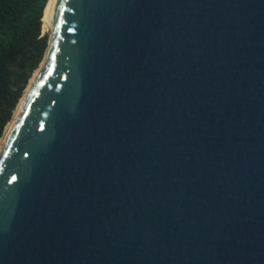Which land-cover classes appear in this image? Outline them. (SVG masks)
<instances>
[{
    "label": "water",
    "instance_id": "95a60500",
    "mask_svg": "<svg viewBox=\"0 0 264 264\" xmlns=\"http://www.w3.org/2000/svg\"><path fill=\"white\" fill-rule=\"evenodd\" d=\"M48 25L0 264H264V0H52Z\"/></svg>",
    "mask_w": 264,
    "mask_h": 264
},
{
    "label": "trees",
    "instance_id": "16d2710c",
    "mask_svg": "<svg viewBox=\"0 0 264 264\" xmlns=\"http://www.w3.org/2000/svg\"><path fill=\"white\" fill-rule=\"evenodd\" d=\"M47 3L0 0V139L46 53L49 34H42V18Z\"/></svg>",
    "mask_w": 264,
    "mask_h": 264
},
{
    "label": "bare ground",
    "instance_id": "6f19581e",
    "mask_svg": "<svg viewBox=\"0 0 264 264\" xmlns=\"http://www.w3.org/2000/svg\"><path fill=\"white\" fill-rule=\"evenodd\" d=\"M51 3H52V0H48L47 6H46V8H45L44 15H43V18H42V30H43V31H48V30H50V29H49V25H48V13H49V9H50ZM44 61H45V60H43V61L41 62V64H40V66L38 67V69L34 72L33 77H32V79H31V81H30V84H31V82L33 81V79L35 78V76L38 74V72L40 71V69L42 68V66H43V64H44ZM30 84H29V85H30ZM28 87H29V86H28ZM27 89H28V88H27ZM26 91H27V90H26ZM25 93H26V92H25ZM24 95H25V94H24ZM24 95H23L22 99L20 100V102H19L17 108L15 109L14 114H13V116H12V119H11L10 123H9V124L7 125V127L5 128L4 134H3L2 138L0 139V146H1V144H2V141H3V139H4V136H5L6 132H7V130H8V128H9L10 124L12 123L13 119L15 118V116L17 115V113H18V111H19V108H20V105H21L22 100H23V98H24Z\"/></svg>",
    "mask_w": 264,
    "mask_h": 264
},
{
    "label": "rangeland",
    "instance_id": "374dc122",
    "mask_svg": "<svg viewBox=\"0 0 264 264\" xmlns=\"http://www.w3.org/2000/svg\"><path fill=\"white\" fill-rule=\"evenodd\" d=\"M46 33H47V34H50V30H48V31H43V30H42V34H46ZM33 74H34V73H33ZM33 74H32V76H31V78H30V80H29V82H28V85H27V87H26V89H25V91H24V94H25V92H26V90H27V88H28V86H29V84H30V81H31V79H32V77H33ZM24 94H23V95H24ZM22 97H23V96H22ZM21 99H22V98H21ZM21 99H20V100H21Z\"/></svg>",
    "mask_w": 264,
    "mask_h": 264
},
{
    "label": "snow or ice",
    "instance_id": "6c2138e0",
    "mask_svg": "<svg viewBox=\"0 0 264 264\" xmlns=\"http://www.w3.org/2000/svg\"><path fill=\"white\" fill-rule=\"evenodd\" d=\"M13 179H15V177H13Z\"/></svg>",
    "mask_w": 264,
    "mask_h": 264
}]
</instances>
